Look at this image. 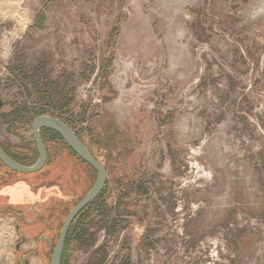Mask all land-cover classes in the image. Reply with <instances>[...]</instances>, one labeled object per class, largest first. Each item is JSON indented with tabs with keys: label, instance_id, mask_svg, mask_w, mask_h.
<instances>
[{
	"label": "rangeland",
	"instance_id": "374dc122",
	"mask_svg": "<svg viewBox=\"0 0 264 264\" xmlns=\"http://www.w3.org/2000/svg\"><path fill=\"white\" fill-rule=\"evenodd\" d=\"M20 69L59 83L107 168V202L126 206L122 229L71 248L69 264L100 246L104 264H264V0H0V99L14 118L43 103ZM34 119H16L14 143ZM77 171L74 190L26 200L21 264H50L97 177Z\"/></svg>",
	"mask_w": 264,
	"mask_h": 264
},
{
	"label": "trees",
	"instance_id": "16d2710c",
	"mask_svg": "<svg viewBox=\"0 0 264 264\" xmlns=\"http://www.w3.org/2000/svg\"><path fill=\"white\" fill-rule=\"evenodd\" d=\"M15 70H16V67H15ZM21 71L22 70L20 69L19 74L22 75L21 77L26 83V85L28 87L33 88L32 90H33L34 95L40 98V101L43 103L35 105V106H31V107L28 106L27 104H24L19 109H16L18 111L16 112L17 118L16 117L14 118L13 112H12V122H11L12 126L16 122V119L26 121L27 118H29L31 115L32 116L35 115V118H36L38 115L48 114L51 116L59 117L64 122H66L69 126H71L75 130L77 135L84 142L82 134L75 127V123H74L75 117L73 115L67 114L68 101H66L65 99H61L65 97L64 95L65 91L60 88L59 83L55 81V82H49V84H41V82H39L40 79H38L39 71L37 69L35 70L36 73L30 76H27L26 73H21ZM28 89L31 90L30 88ZM55 96L60 97L61 100L54 101L52 98H54ZM53 109L56 111H54ZM57 110L65 111V112H62V114H55ZM85 145L90 150V152L93 154V156L97 158L96 154L93 153L90 147L86 143ZM75 169H76V175H80L78 174L77 166ZM63 176L64 174H62V177ZM69 186L72 187L70 188V190L72 189L74 190V188L76 187V185L74 187V185L72 184H69L68 186H65V187L69 188ZM106 186L103 189V191L92 202H90L73 221L69 229L67 238H66L65 250H64L63 258H62V264H69L66 256H67V251L71 250V248L84 249L85 251H88L89 249H91V247L93 248V246H95L97 234H98L97 232L99 230H105L108 233H118L120 231V228L122 229L121 223H122V218L124 215L123 211L124 209H126V206L122 205L121 200H119L113 205L109 204L106 200L107 198H105L104 196ZM7 192H10L9 189L7 190ZM3 200H4V197L0 199V204L3 203ZM48 218L50 219V221L46 220L47 223H45L46 224L45 230H48V229L51 230L52 229V228L50 229L51 225H48V224L54 225L57 220L55 219L56 217L53 214L52 216H49ZM62 224L60 225L59 233H60ZM39 246L40 248L41 246L45 247V244L41 242L40 240ZM106 256H107V252L104 250L103 246L97 247L91 251L89 259L86 264H104Z\"/></svg>",
	"mask_w": 264,
	"mask_h": 264
},
{
	"label": "flooded vegetation",
	"instance_id": "af4514ba",
	"mask_svg": "<svg viewBox=\"0 0 264 264\" xmlns=\"http://www.w3.org/2000/svg\"><path fill=\"white\" fill-rule=\"evenodd\" d=\"M3 107V101L0 99V122L3 128L1 134L4 136V138H0V146L15 162L26 166L35 165L39 160L40 153L33 131V123L31 138L28 140L22 138L20 142L14 143L10 138V134H12V130L10 129L12 126V113L10 110H3ZM40 135L47 154L43 167L32 173L19 172L7 166L0 159V193L9 189L10 192L7 197L10 198L19 193L17 190L19 186H23L26 188L25 191H27L24 192L26 193V198L31 194L30 196H35L33 199L36 202V200H40L39 197H42L38 194L43 195V189L46 187L62 186L66 184L74 185V182L77 179L75 168L78 160L88 165V167L95 169L92 165L79 157L57 131L44 127L40 129ZM62 174H64L63 177ZM19 216L21 217L22 213L19 214L18 217ZM18 226L19 231L23 233L19 223ZM26 240V237L22 235L17 242V244H20V247L16 248L18 254L21 252V247L26 243ZM24 255L25 254L22 255V259ZM19 264L21 263L19 262Z\"/></svg>",
	"mask_w": 264,
	"mask_h": 264
},
{
	"label": "water",
	"instance_id": "95a60500",
	"mask_svg": "<svg viewBox=\"0 0 264 264\" xmlns=\"http://www.w3.org/2000/svg\"><path fill=\"white\" fill-rule=\"evenodd\" d=\"M44 127L60 133L67 144L76 152V154L84 161L92 165L97 171V177L94 184L90 190L72 207L62 224L58 241L54 246L50 259V264H62L63 253L65 250V243L69 229L79 213L103 191L106 186L108 171L107 168L93 156V154L71 126H69L59 117L47 114L38 115L33 121V131L40 153L39 160L35 165L26 166L15 162L4 152L1 146L0 159L7 166L19 172L32 173L38 171L45 164L47 157L46 148L40 135V129ZM19 247L20 244L18 243L16 248ZM23 260V264H29L28 256H24Z\"/></svg>",
	"mask_w": 264,
	"mask_h": 264
},
{
	"label": "crops",
	"instance_id": "0c3cea01",
	"mask_svg": "<svg viewBox=\"0 0 264 264\" xmlns=\"http://www.w3.org/2000/svg\"><path fill=\"white\" fill-rule=\"evenodd\" d=\"M23 188V186H19L17 188L19 193L10 198L7 197L9 194L7 190L0 193V199L4 197L3 203L0 204V264H19L16 252V244L20 237L18 215L22 213L21 210L26 205V200L32 201L31 197H35L29 194V198H26L24 192L27 191H25L26 188ZM24 245L22 248H25Z\"/></svg>",
	"mask_w": 264,
	"mask_h": 264
}]
</instances>
